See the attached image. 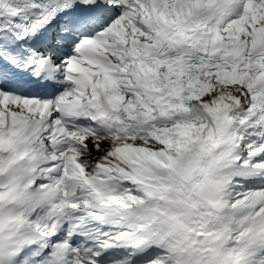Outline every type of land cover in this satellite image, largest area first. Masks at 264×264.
Wrapping results in <instances>:
<instances>
[{
    "label": "snow or ice",
    "instance_id": "obj_1",
    "mask_svg": "<svg viewBox=\"0 0 264 264\" xmlns=\"http://www.w3.org/2000/svg\"><path fill=\"white\" fill-rule=\"evenodd\" d=\"M0 264H264V0H0Z\"/></svg>",
    "mask_w": 264,
    "mask_h": 264
}]
</instances>
